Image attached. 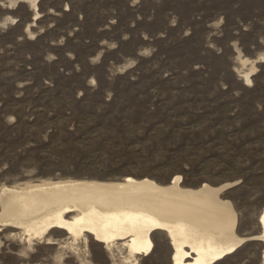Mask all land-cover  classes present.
I'll return each instance as SVG.
<instances>
[{
  "label": "rangeland",
  "instance_id": "374dc122",
  "mask_svg": "<svg viewBox=\"0 0 264 264\" xmlns=\"http://www.w3.org/2000/svg\"><path fill=\"white\" fill-rule=\"evenodd\" d=\"M36 4L0 0V187L129 176L233 183L219 197L237 211V232L260 234L264 0ZM193 32L196 45L182 43ZM248 88L257 93L246 97ZM2 224L0 264H172L159 230L151 254L135 257L124 239L108 247L90 232L31 237ZM263 250L251 238L212 264H263Z\"/></svg>",
  "mask_w": 264,
  "mask_h": 264
},
{
  "label": "bare ground",
  "instance_id": "6f19581e",
  "mask_svg": "<svg viewBox=\"0 0 264 264\" xmlns=\"http://www.w3.org/2000/svg\"><path fill=\"white\" fill-rule=\"evenodd\" d=\"M244 75L251 81V70ZM228 184L191 188L180 184V176L166 185L129 176L121 181L67 179L6 185L0 187V221L22 226L34 237L60 228L75 238L90 232L108 247L124 239L135 257L151 254L152 234L159 230L173 248L172 264H212L248 239L264 240V209L260 234L249 237L237 232V211L230 200L219 197Z\"/></svg>",
  "mask_w": 264,
  "mask_h": 264
},
{
  "label": "trees",
  "instance_id": "16d2710c",
  "mask_svg": "<svg viewBox=\"0 0 264 264\" xmlns=\"http://www.w3.org/2000/svg\"><path fill=\"white\" fill-rule=\"evenodd\" d=\"M197 36L195 34V32H193L192 34H189L188 36H186L184 38V44H186L187 46H189L191 43H193V45L195 46L197 43ZM196 51H198V48H195ZM189 54V53H188ZM217 55H221L220 53H217ZM248 91H250V94L246 95V97H251V94L253 93V95H255V93H257V88H248ZM3 109H6L5 107H0V122L4 121V118L7 117V111H2ZM19 116V115H18ZM13 127V126H11Z\"/></svg>",
  "mask_w": 264,
  "mask_h": 264
},
{
  "label": "water",
  "instance_id": "95a60500",
  "mask_svg": "<svg viewBox=\"0 0 264 264\" xmlns=\"http://www.w3.org/2000/svg\"><path fill=\"white\" fill-rule=\"evenodd\" d=\"M233 185H234L233 183H229V184L226 186V188L223 189V190H226V189L230 188V187L233 186ZM260 214H261V213H260Z\"/></svg>",
  "mask_w": 264,
  "mask_h": 264
}]
</instances>
